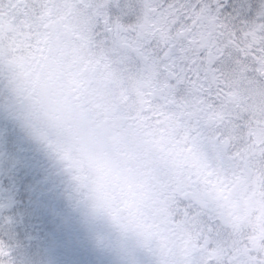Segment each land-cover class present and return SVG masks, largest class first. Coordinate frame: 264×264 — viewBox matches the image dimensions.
<instances>
[{
    "label": "snow or ice",
    "instance_id": "obj_1",
    "mask_svg": "<svg viewBox=\"0 0 264 264\" xmlns=\"http://www.w3.org/2000/svg\"><path fill=\"white\" fill-rule=\"evenodd\" d=\"M0 0V28L33 57L71 51L157 162L156 264H264V2L229 22L223 0ZM0 255H6L0 251Z\"/></svg>",
    "mask_w": 264,
    "mask_h": 264
},
{
    "label": "trees",
    "instance_id": "obj_2",
    "mask_svg": "<svg viewBox=\"0 0 264 264\" xmlns=\"http://www.w3.org/2000/svg\"><path fill=\"white\" fill-rule=\"evenodd\" d=\"M223 0L224 7L227 11L224 13V19L226 22H229L232 16L236 14L237 8L242 2L245 4L244 12L245 17L243 18L245 21L250 20L254 16V10L258 8L259 4L264 2V0ZM125 3L131 4L134 7V12L128 16L121 17V23L130 24L134 23L136 18L139 15V5L137 4V0H111L109 4V15L110 17L119 16V8L117 5H123ZM240 3V4H238ZM249 7H248V4ZM2 29V28H0ZM10 33L12 30L10 28L5 27L4 29L0 30V33ZM8 43L6 44V51L7 53L10 52H18L22 51L24 53L23 46L17 36L14 33L11 35H7ZM23 58V56H21ZM26 65L25 63H17L12 57L7 58L6 60L2 59V64L0 65V72L3 76L7 72H11V74H17L20 70H25ZM47 80V79H46ZM1 81V80H0ZM49 83V80H47ZM1 84L3 82H0ZM67 103V109H72L73 102L70 100H65ZM69 107V108H68ZM32 108L31 103V95L25 96L24 94L19 99H11L5 100L0 97V127L6 128L8 133V140L11 142L14 141V134H19L18 130L14 129L13 122L14 119H17L18 113L19 115L22 113H26L30 111L29 109ZM6 116V117H5ZM13 116V118H10ZM77 127L83 129L87 141L93 146L94 152L91 154V158L97 159L103 163L105 168L107 169L108 173L110 174V187L116 188L117 186H125L128 187V190L121 191L120 195L121 198L117 200L110 199V196L102 206L93 205L90 201L92 200V190L90 185V173L88 168L85 165L83 156L75 151H70V146L73 144V140L71 141H64V136H67L64 131L58 132L56 134L55 144L57 149L54 151V155H64L63 159L60 158V163L58 165L59 169L65 171L64 179L66 180L67 185H76V186H83L88 187L89 191H76L75 194H83L89 195L91 197H87V199L83 198H74L72 200L73 206L72 209L78 211L79 215H81L89 225L90 228L93 229V233H110L112 229L115 227V231L118 235L119 241L125 242L128 237H134L135 244L143 243L146 239L145 229L142 227L141 224H145L143 222V218L145 217L148 212V218H151L158 215V210L153 206L152 199H153V188L154 186H161L162 176L158 170L157 162L153 161L145 152L142 144L137 138L135 134L134 138H130V140H126V142H122L120 144L112 146L111 143H107L105 139H98L96 143L92 139L93 133L86 131V124H89L85 119L82 120H75L74 121ZM111 124V123H110ZM108 124V125H110ZM7 125V127H6ZM27 133L30 135V140H36L40 143H44L45 139L48 138L49 140L52 138L50 137L47 132L40 131L34 125L27 123ZM25 125L21 126L23 128ZM105 126V125H103ZM58 127H56L57 129ZM60 129V128H58ZM55 130V128H54ZM106 134L107 131H102ZM34 134L35 137H34ZM68 137V136H67ZM38 138V140L36 139ZM52 144V143H51ZM37 146L39 143L36 144ZM12 145L8 143L7 147L5 148V152L0 154V164L4 160L5 166L7 169H12L14 166L10 161L12 160L10 154L14 152H10L12 149ZM24 145L19 146L20 153L24 154L27 152L30 147L28 146L25 151H23ZM131 149V151L136 155L134 160V173L132 175H127L126 173H120V170H128L127 165H120L119 163L124 162V157L121 155L123 151H127ZM21 150L23 152H21ZM1 151V149H0ZM17 152V151H15ZM20 163H25V166L20 167L18 170L25 171L24 169L34 170L38 169L36 165H30L26 158L20 159ZM7 184V183H6ZM35 184L27 179L24 181L22 189L17 192L8 191L6 193L10 194L11 203L9 204L12 206V203H15L17 199H21L22 197H28L30 193L26 187L34 186ZM12 186V185H11ZM143 186V187H142ZM146 186L148 188L144 189ZM7 187L9 185L7 184ZM13 189V187H12ZM115 191H110V195L114 194ZM33 197L30 196L28 204H23L21 202V206L26 209L27 213H32L34 200ZM27 201V200H26ZM44 202V201H43ZM117 202V208L119 213L116 216H112V209H115V205ZM131 203V206L129 204ZM120 215L124 216L123 220H119ZM59 225L58 221L54 222V226L57 232V226ZM133 226V229L130 230L129 227ZM62 226V224H61ZM143 229V230H142Z\"/></svg>",
    "mask_w": 264,
    "mask_h": 264
},
{
    "label": "clouds",
    "instance_id": "obj_3",
    "mask_svg": "<svg viewBox=\"0 0 264 264\" xmlns=\"http://www.w3.org/2000/svg\"><path fill=\"white\" fill-rule=\"evenodd\" d=\"M32 111L28 123L45 131L53 127L62 129L69 139L73 140L70 151L79 152L90 173L93 205L102 206L110 196V174L97 159L91 158L93 146L87 141L83 129L77 127L67 110V103L58 94L55 87L43 78L34 82L29 77Z\"/></svg>",
    "mask_w": 264,
    "mask_h": 264
},
{
    "label": "flooded vegetation",
    "instance_id": "obj_4",
    "mask_svg": "<svg viewBox=\"0 0 264 264\" xmlns=\"http://www.w3.org/2000/svg\"><path fill=\"white\" fill-rule=\"evenodd\" d=\"M114 190H128L124 187H116ZM50 197V195H48ZM115 198H121L120 193ZM52 210V212H51ZM45 208L42 214L49 216L54 213V208ZM124 216L120 215L119 220ZM130 230L133 226L130 225ZM117 231V230H116ZM115 227L111 234L93 235L87 238L84 234L65 235L59 242L53 240L50 243L47 254V264H151L153 260L145 255V246L137 250L133 235L127 236L126 241H119ZM1 262V260H0Z\"/></svg>",
    "mask_w": 264,
    "mask_h": 264
},
{
    "label": "rangeland",
    "instance_id": "obj_5",
    "mask_svg": "<svg viewBox=\"0 0 264 264\" xmlns=\"http://www.w3.org/2000/svg\"><path fill=\"white\" fill-rule=\"evenodd\" d=\"M241 6L242 4L238 6L236 14L241 10ZM68 52L69 56H67V64L70 69L68 71V73L70 74V79L68 80V82L65 83V85H74L75 88L78 87L79 94L81 93L80 98L78 100L79 102L83 101L86 103L85 111L90 112V115H88V117L100 120L102 118V115L108 110L109 105L111 103L110 93L107 89L103 87L91 84L89 82L86 69L79 67L71 51ZM51 56H53V52L43 58L36 57L31 64H28L29 66L27 67V75L25 77H31L33 82L36 78L40 79L42 77H45L46 71L50 69L46 62ZM14 91L15 88H10L9 94H12ZM107 126L109 127V125ZM107 126H103V128ZM93 127L94 126L88 127V130H94L95 127ZM25 150L26 149L23 148V151ZM25 153L26 152H24V154ZM7 225L8 224H6V226L0 227V233L3 235L4 240H11L13 236L9 234L11 233V229ZM0 249L2 248L0 247ZM4 249H6V251L8 250L7 254L10 253L11 255V257H9V260H14L13 255L15 254V249H9L7 245H5Z\"/></svg>",
    "mask_w": 264,
    "mask_h": 264
}]
</instances>
